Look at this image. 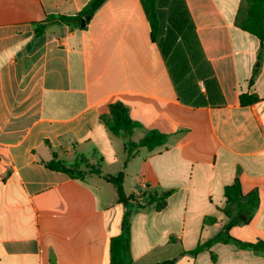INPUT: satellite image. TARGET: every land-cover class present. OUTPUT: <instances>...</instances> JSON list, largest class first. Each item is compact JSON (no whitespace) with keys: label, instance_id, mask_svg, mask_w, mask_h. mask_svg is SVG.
I'll list each match as a JSON object with an SVG mask.
<instances>
[{"label":"crops","instance_id":"crops-1","mask_svg":"<svg viewBox=\"0 0 264 264\" xmlns=\"http://www.w3.org/2000/svg\"><path fill=\"white\" fill-rule=\"evenodd\" d=\"M91 1L0 0V264H112L127 207L103 177L48 169L54 157L123 173L127 196L171 192L132 213L130 264H264L233 243L191 254L229 222L237 179L260 206L229 234L264 242V41L238 26L244 0H156L155 38L142 0L104 2L85 29L47 21ZM118 102L132 134L101 120ZM153 130L167 142L129 156Z\"/></svg>","mask_w":264,"mask_h":264},{"label":"trees","instance_id":"trees-1","mask_svg":"<svg viewBox=\"0 0 264 264\" xmlns=\"http://www.w3.org/2000/svg\"><path fill=\"white\" fill-rule=\"evenodd\" d=\"M108 0H92L83 11L71 17H53L47 18L48 22L61 21L63 23L77 26L81 29H85L96 11L102 6L104 2ZM243 6L240 9L237 23L238 26L256 36L261 42L264 41V0H244ZM143 7L145 9L146 16L150 22L152 29V37L155 38L158 31V17L156 13V0H142ZM45 26H41L36 29V35L42 34ZM260 61V59H259ZM259 63L254 71V76L258 74ZM258 101L256 96H241V103L244 106H250ZM109 131L119 136L122 134H132L133 131L140 127V125L134 122L129 115V110L124 104L118 102L110 106V114L101 117ZM168 136L157 131H150L145 135L143 139L138 143L128 141L125 149L129 156L134 151L140 148H147L148 150H154L157 147L164 145L167 142ZM46 167L52 171L63 172L78 179H84L89 175H96L103 177L107 182L113 184L118 192L119 202L127 207L126 214L123 220V233L120 237L112 240L111 254L112 264H130L127 259V253L130 247V217L136 209H141L146 204L156 206V210L162 211L168 205V198L171 192L164 193L162 195H152L147 197L148 201L138 206L135 199L136 196H127L124 190V174L120 173L117 176L104 175L101 166L90 165L86 159H81L80 162H75L73 165L68 166L65 162H62L54 157V159L46 164ZM84 167V170H82ZM226 207L223 209V213L229 219V222L224 227L223 231L214 238L211 242L198 246L191 254H198L206 248H209L212 244L223 242L233 243L237 247L242 249H252L256 253H264V242L246 243L241 242L230 236V230L236 226H242L249 224L256 215L260 206V195L257 190H254L248 194H244L240 181L237 179L234 184L225 188ZM135 205V206H134ZM215 260V257H214Z\"/></svg>","mask_w":264,"mask_h":264},{"label":"rangeland","instance_id":"rangeland-1","mask_svg":"<svg viewBox=\"0 0 264 264\" xmlns=\"http://www.w3.org/2000/svg\"><path fill=\"white\" fill-rule=\"evenodd\" d=\"M137 205L138 206L139 204H144L148 201V198L144 197L143 195L142 196H136V199H135Z\"/></svg>","mask_w":264,"mask_h":264},{"label":"built area","instance_id":"built-area-1","mask_svg":"<svg viewBox=\"0 0 264 264\" xmlns=\"http://www.w3.org/2000/svg\"><path fill=\"white\" fill-rule=\"evenodd\" d=\"M143 188H146V186L143 184Z\"/></svg>","mask_w":264,"mask_h":264}]
</instances>
